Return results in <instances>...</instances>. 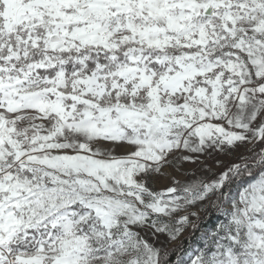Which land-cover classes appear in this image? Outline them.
<instances>
[{"label":"snow or ice","instance_id":"1","mask_svg":"<svg viewBox=\"0 0 264 264\" xmlns=\"http://www.w3.org/2000/svg\"><path fill=\"white\" fill-rule=\"evenodd\" d=\"M0 264H264V0H0Z\"/></svg>","mask_w":264,"mask_h":264},{"label":"trees","instance_id":"2","mask_svg":"<svg viewBox=\"0 0 264 264\" xmlns=\"http://www.w3.org/2000/svg\"><path fill=\"white\" fill-rule=\"evenodd\" d=\"M218 221V217H216L215 214L208 215L204 221H202L200 225V230L202 231L203 228H208L209 226L213 225L215 222ZM201 231H195L193 236H191L189 239L185 241V246H188L190 243L192 247H197L199 244L197 242L198 235L200 234Z\"/></svg>","mask_w":264,"mask_h":264},{"label":"rangeland","instance_id":"3","mask_svg":"<svg viewBox=\"0 0 264 264\" xmlns=\"http://www.w3.org/2000/svg\"><path fill=\"white\" fill-rule=\"evenodd\" d=\"M162 186H163V183L162 182H158L157 183V187H162ZM206 217H207V214L206 213H201V221H199L198 223L200 224L202 221H204V219H206ZM217 222H215L213 225L209 226L208 228H203L202 231L203 230H210V229H212ZM193 233L194 232H192V230H190L189 232H186L185 235H184L185 241L187 239H189L191 236H193L194 235ZM200 234H201V232H200ZM200 234L198 235V238L200 237ZM197 242H198V244L200 243L199 239H197ZM193 248H195V247H193Z\"/></svg>","mask_w":264,"mask_h":264}]
</instances>
